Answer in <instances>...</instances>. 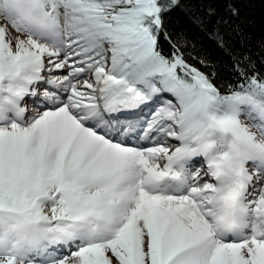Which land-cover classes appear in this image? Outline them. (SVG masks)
Returning <instances> with one entry per match:
<instances>
[{
  "label": "snow or ice",
  "instance_id": "obj_1",
  "mask_svg": "<svg viewBox=\"0 0 264 264\" xmlns=\"http://www.w3.org/2000/svg\"><path fill=\"white\" fill-rule=\"evenodd\" d=\"M239 19L234 0H0V264H264V43Z\"/></svg>",
  "mask_w": 264,
  "mask_h": 264
},
{
  "label": "trees",
  "instance_id": "obj_2",
  "mask_svg": "<svg viewBox=\"0 0 264 264\" xmlns=\"http://www.w3.org/2000/svg\"><path fill=\"white\" fill-rule=\"evenodd\" d=\"M185 3L191 2L197 4L198 0H184ZM236 6L240 9V19L242 29L248 36L249 42L256 50V46L264 43V0H234ZM215 6L223 14V5L215 3ZM190 13L177 10L171 16L173 30L177 33L183 32L190 45L195 46V51L199 56H205L215 59L221 63L227 60L224 53L217 47L215 40L208 31L199 27L191 18ZM167 50V45H164ZM189 62L196 65L195 60L189 59ZM198 66V65H197Z\"/></svg>",
  "mask_w": 264,
  "mask_h": 264
},
{
  "label": "rangeland",
  "instance_id": "obj_3",
  "mask_svg": "<svg viewBox=\"0 0 264 264\" xmlns=\"http://www.w3.org/2000/svg\"><path fill=\"white\" fill-rule=\"evenodd\" d=\"M176 146H178V145H176Z\"/></svg>",
  "mask_w": 264,
  "mask_h": 264
}]
</instances>
